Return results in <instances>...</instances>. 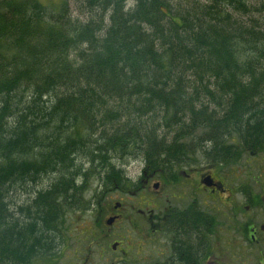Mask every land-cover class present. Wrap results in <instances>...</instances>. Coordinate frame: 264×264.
<instances>
[{
	"label": "trees",
	"instance_id": "trees-1",
	"mask_svg": "<svg viewBox=\"0 0 264 264\" xmlns=\"http://www.w3.org/2000/svg\"><path fill=\"white\" fill-rule=\"evenodd\" d=\"M84 7L82 22L66 0H0V264L52 262L81 206L79 160L111 190L127 185L112 158L183 163L193 133L216 165L264 150V0Z\"/></svg>",
	"mask_w": 264,
	"mask_h": 264
},
{
	"label": "flooded vegetation",
	"instance_id": "flooded-vegetation-1",
	"mask_svg": "<svg viewBox=\"0 0 264 264\" xmlns=\"http://www.w3.org/2000/svg\"><path fill=\"white\" fill-rule=\"evenodd\" d=\"M174 164L178 168L177 164L180 163L175 161ZM188 171L178 170L174 175H169L171 171L167 168H153L146 164L139 183L129 194H152L166 203L172 198V205L159 210L160 205H153L151 198L148 203L140 204L143 210L123 204L116 208V204L104 218L95 220L93 238L86 248L88 254L83 257L78 250H74L70 264H223L226 254L220 253L219 256L215 253L212 238L218 230L225 237L235 238L236 242L238 237L244 241L240 221L243 210H249V207L244 208L242 202L233 206L227 195L228 189L213 175L197 172L196 169ZM163 176L171 177L169 183L174 187L171 196L164 192L167 184ZM207 178L211 180V187L204 184ZM208 201L216 204V207L211 208ZM252 201L253 198L249 203L255 210L260 202L256 200L257 205H254ZM222 208L230 210V218L218 224L215 221L221 216ZM133 215L137 217L131 218ZM222 216L225 218L224 214ZM247 232L248 243L258 249L261 256L256 264H264V224L248 225ZM233 247L240 249L238 255L243 253V245L237 242L233 243ZM92 253L97 254L98 259L94 260ZM238 259L239 262L234 264L244 263L240 257Z\"/></svg>",
	"mask_w": 264,
	"mask_h": 264
},
{
	"label": "rangeland",
	"instance_id": "rangeland-1",
	"mask_svg": "<svg viewBox=\"0 0 264 264\" xmlns=\"http://www.w3.org/2000/svg\"><path fill=\"white\" fill-rule=\"evenodd\" d=\"M44 5L57 8L61 4L62 0H40ZM69 4V10L73 18L79 19L82 22L87 21L90 18L89 11L84 7V0H66ZM131 5V4H130ZM166 135L169 140L174 138V134L168 131L167 128L162 130V134ZM171 133V134H170ZM202 133L197 132L189 135L183 142L185 145L189 146L191 150L196 151L193 155L190 156L188 161L177 164V168L171 163H165L162 167L167 168L170 174L174 175L178 170L187 171L190 169L192 171L196 169L197 172L206 173L213 175L214 178L224 185L227 189V196L231 198L233 206L239 205L241 202L244 205V208L249 207V210H243L242 221V236L244 241H241V238L238 237L237 242L240 245H243L242 252L238 255L239 248L233 247V243H237L235 238L220 234L216 230L215 237L212 238V248L215 250V253L220 256V253L226 254L223 256V264H234L239 262V257L243 264H256L260 262V255H258V249L252 247L247 241L249 236L247 232L248 225H261L264 224V150H261L257 155H241L238 159L232 160L231 163L227 165H216L211 163L209 160L205 159L203 155L204 150H208L209 146L205 143L200 147L201 144L197 143L201 141ZM190 150V151H191ZM239 154V153H238ZM134 157L128 156L124 158H112L108 161L109 165L113 167L116 171H121L125 176V181L127 185L123 188L125 189H114L106 190L103 182L104 175H106L107 170L105 168H100V163L89 164L87 160H79L76 163L78 165H83L82 178L78 181V186L83 187L82 190V199L81 206L79 209H73L65 213L63 220L57 231V236L59 240L57 241L58 247L56 250V255L51 258V264H70L72 261V256L74 255V250H78V253H81V256L88 254L86 251L87 246L91 244L93 229H95V220L98 218H104L110 210L116 206V204H123L127 207L136 206V209H142L143 206H140L141 203H148V200L153 199L152 204L158 207L159 210L164 209L166 205H172V198H169V202H162L160 197L156 195H146L144 193L140 196L141 193L129 194L135 189L132 187L139 183V180L142 176V172L146 167V161L143 157ZM84 163V164H83ZM97 167V168H96ZM102 169V170H101ZM84 174V175H83ZM99 174H102L99 176ZM209 176V175H207ZM165 183L167 184L165 194L173 193V185L169 182L171 181L170 176L162 177ZM51 182L49 179L42 181L40 187L46 186ZM20 196L17 198L19 203H23L29 200L27 195H17ZM144 198V199H143ZM253 198V204L257 205L256 200L260 202V205L254 210L250 205L251 199ZM143 199V200H141ZM224 200V199H223ZM225 201V200H224ZM250 202V203H249ZM258 202V203H259ZM211 208L216 207V204L213 202H207ZM229 205V202H226ZM225 203V204H226ZM158 210V208H157ZM223 212L221 216L215 221L218 224H221L226 221L227 218H230V210L222 208ZM97 211V212H96ZM157 213V211H155ZM227 213V214H225ZM224 214L225 218L222 216ZM132 217H137L133 215ZM241 219V217H238ZM264 241V238L262 239ZM235 251V253L233 252ZM92 258L98 259V255L92 253ZM222 261V258H219ZM212 261L214 258L212 257ZM42 262H37L35 264H46ZM49 264V263H47ZM212 264V263H211Z\"/></svg>",
	"mask_w": 264,
	"mask_h": 264
},
{
	"label": "water",
	"instance_id": "water-1",
	"mask_svg": "<svg viewBox=\"0 0 264 264\" xmlns=\"http://www.w3.org/2000/svg\"><path fill=\"white\" fill-rule=\"evenodd\" d=\"M204 184L207 186V187H211V180H210V178H207L205 181H204ZM120 207V204H118L117 206H116V208H119Z\"/></svg>",
	"mask_w": 264,
	"mask_h": 264
}]
</instances>
